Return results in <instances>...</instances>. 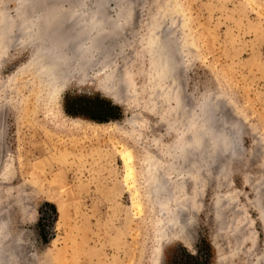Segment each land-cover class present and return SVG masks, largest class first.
Instances as JSON below:
<instances>
[{
    "label": "rangeland",
    "instance_id": "1",
    "mask_svg": "<svg viewBox=\"0 0 264 264\" xmlns=\"http://www.w3.org/2000/svg\"><path fill=\"white\" fill-rule=\"evenodd\" d=\"M49 5L0 0V223L24 249L9 264H264V0H133L94 66L70 39L60 88L48 32L79 30ZM158 29L172 74L157 71ZM205 98L230 149L198 155Z\"/></svg>",
    "mask_w": 264,
    "mask_h": 264
},
{
    "label": "bare ground",
    "instance_id": "2",
    "mask_svg": "<svg viewBox=\"0 0 264 264\" xmlns=\"http://www.w3.org/2000/svg\"><path fill=\"white\" fill-rule=\"evenodd\" d=\"M33 1H35L37 4V1H40V0H33ZM94 1H96V3L94 4V7L92 9H89L87 7L86 0H62V1L61 0H50L49 6L50 7L52 6L51 10H53L54 8H57V7H58L57 9H59L60 7H63L64 2H65V5H69L70 7H72L70 11L60 13L57 15L59 17L61 15V18L66 19L65 20V23H67L66 27L67 26L70 27L71 25L75 26V27L77 26L78 27L77 31L79 30L78 32L73 33V35H68L67 32H64L61 30V26L56 27L57 25H54L55 27L53 26V28L51 27L49 29L48 33H49V37H51V38H49L50 39L49 45L58 46L56 44V42L59 40L58 44H61V46H60L61 48L57 47V48H59V49H57V56H50L47 54L41 55V61L44 64V67L46 69L50 66H53V65H54L55 69L57 68L58 71H56V74L58 76H55L49 70H48V72L50 73V75H52L54 77V79L56 77V80H57L56 85L58 88L62 87V85L65 84L67 78L71 75L68 72L69 67H67V66H69V65L66 62L67 59H65L67 57V50H68V49L66 50V46H67L66 44L68 42H70V39L71 38H72L71 40L74 39L72 41L73 43L75 42V40H76V42H78L77 44L74 43V46L78 45V48L76 50L75 55L79 56L78 54L81 52L80 54H81V57L83 58V62H81V65H80L81 69L84 70L85 66L87 67V65L92 66L93 65L92 63L95 60L93 57L95 55L94 53L97 52V50H95V49H97L100 44H103L105 47L108 43H110L111 37L113 36V34L110 33V36H108V37L105 36L106 38H103L104 36L102 35V31H104L105 27H108V26H110V29H114V28H118V30L122 29L124 26L119 20L125 18V15L123 14V9L129 8L128 6L130 5V3L133 2V0H118L119 6H121L120 9L122 11L118 13L117 20L112 22L111 20H113V18L109 19V17H107V15H105L106 14L105 11H107V10H105V9H107L106 8V6H107L106 0H94ZM122 2H126L125 5H123V7L121 5ZM37 7H38V9H36V10L38 11V15L34 21H36L37 23L40 24L41 23L40 22L41 17H44L45 15H47L46 14L47 12H45V10H43L40 5H37ZM60 10H61V8H60ZM38 18H39V20H38ZM23 23H25L27 25V23H29V21H24ZM61 24L62 23L60 22V25ZM39 31L41 33L44 32V30L42 28ZM112 31H114V30H112ZM35 32H36V29H33L30 31H27L25 35L29 38H32V36ZM80 33H85V35L82 36L83 39H81L82 37L80 36ZM99 33L103 37H101V35H100V37L98 38L97 35H99ZM103 33H105V32H103ZM163 33H164V30L158 29L156 31V35L154 38H158L159 41H158V43L155 40L153 41L156 43L155 49L157 52L156 54L159 58L158 60L161 61L157 67V71L159 73H160V71H164V72L166 71L167 74H172L174 71H173V69H170L171 65L169 66V62H168V59H171L172 55L170 53H167V51H165V49H164V47L166 46V41L165 42L162 41V39L164 38L163 36H165ZM40 49H42V48H40ZM106 51H107V49L105 47L104 52H106ZM107 53H109V52H107ZM75 55L73 54L72 57L75 58ZM74 58H72V59H74ZM56 61H58V62H56ZM55 64H58L57 65L58 67ZM64 64L66 66H64ZM66 67H67V69H66ZM59 75H61L62 78L59 77ZM164 77H162V78H164ZM165 87L168 88V86H165ZM170 89H171V87H170ZM169 90H167V91H169ZM172 90H173V87H172ZM180 100H182L181 96H179L177 101H180ZM179 103H180L179 108L181 109L184 105L182 106L181 101ZM207 103H208V100H206V98L199 103L200 111L197 113L199 108H197L193 111V112H195L194 113V121L192 122V125H190L191 129L193 130V134H194L192 143L194 145V149L198 150V152H199L198 155L200 154V149L203 145H206L205 149L209 145V144H205V143L211 142L210 146H209V147H211V150H212V146L214 147L215 146L214 144L217 143V141L227 145V137L225 136V129L226 128L220 127V128L216 129V127L213 126V123L214 122L217 123L218 121H214L215 115L212 116L213 111L212 112L211 111H209V112L205 111L206 110L205 105H208ZM175 104H176V101H175ZM183 109L184 108H182L181 112L183 111ZM181 117H182V115H181ZM76 120L78 121L79 119H76ZM194 128H195V130H194ZM192 130H190V131L192 132ZM211 144H212V146H211ZM187 145H188V143H187ZM226 147L229 148L228 145ZM220 151H222V150H220ZM0 155L3 156L2 153ZM123 157H124L125 163H126L127 175L129 178L130 177L132 178L133 166L131 164V161H132L133 156H132L130 151L126 150V152H124ZM2 160H3V157H2ZM161 182H163V181H161ZM162 184L163 183L160 184L159 182H157V184H155V188L158 189L159 191H161L160 189L164 188ZM160 197H161V195H160ZM6 230L7 229L5 227H1V223H0V264H9V260H10L9 255H10V253H12L11 256H13V252H11V250H13V249L18 252L17 257L20 260V251L24 250V249H22V245H20L21 242L19 240L17 241L16 244L10 243V245H9L8 241L11 240L12 238L10 239V235L6 232ZM11 242H12V240H11ZM23 246H24V244H23ZM18 258H16V259H18Z\"/></svg>",
    "mask_w": 264,
    "mask_h": 264
},
{
    "label": "water",
    "instance_id": "3",
    "mask_svg": "<svg viewBox=\"0 0 264 264\" xmlns=\"http://www.w3.org/2000/svg\"><path fill=\"white\" fill-rule=\"evenodd\" d=\"M58 41H59V40H58ZM58 41H57V43H59ZM59 46H60V45H59ZM56 62H58V61H56ZM55 65L57 66L58 64H55ZM64 66H65V64H64ZM169 66H170V64H169ZM57 67H58V66H57ZM170 69H172V68H170ZM47 70H49V71H50L52 74H54L55 76H58V75L56 74V71H58V70H57V68L55 69L54 65H53V66H50V67H48V68H47ZM59 77H61V78H62V76H61V75H59ZM59 77H58V78H59ZM54 80L56 81V77H55V79H54Z\"/></svg>",
    "mask_w": 264,
    "mask_h": 264
},
{
    "label": "trees",
    "instance_id": "4",
    "mask_svg": "<svg viewBox=\"0 0 264 264\" xmlns=\"http://www.w3.org/2000/svg\"><path fill=\"white\" fill-rule=\"evenodd\" d=\"M190 255H192V254H190ZM211 256H212V250H211V248L209 246V251H208V255L206 254V259H207V257L211 258Z\"/></svg>",
    "mask_w": 264,
    "mask_h": 264
}]
</instances>
